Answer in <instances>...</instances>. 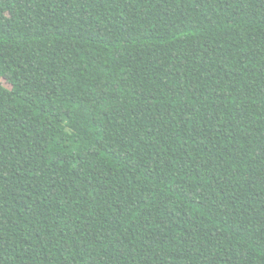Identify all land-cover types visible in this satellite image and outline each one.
Instances as JSON below:
<instances>
[{"label":"trees","instance_id":"trees-1","mask_svg":"<svg viewBox=\"0 0 264 264\" xmlns=\"http://www.w3.org/2000/svg\"><path fill=\"white\" fill-rule=\"evenodd\" d=\"M0 264H264V0H0Z\"/></svg>","mask_w":264,"mask_h":264}]
</instances>
